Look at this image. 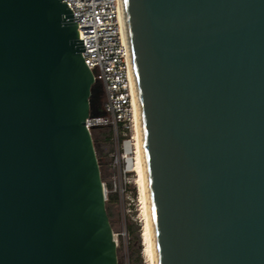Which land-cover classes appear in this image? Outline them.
I'll return each instance as SVG.
<instances>
[{"label":"water","instance_id":"water-1","mask_svg":"<svg viewBox=\"0 0 264 264\" xmlns=\"http://www.w3.org/2000/svg\"><path fill=\"white\" fill-rule=\"evenodd\" d=\"M157 264H264V0H122ZM62 0H0V264H118Z\"/></svg>","mask_w":264,"mask_h":264},{"label":"built area","instance_id":"built-area-1","mask_svg":"<svg viewBox=\"0 0 264 264\" xmlns=\"http://www.w3.org/2000/svg\"><path fill=\"white\" fill-rule=\"evenodd\" d=\"M73 13L77 30L83 40L80 52L93 76V86L104 93L99 113H91L85 126L106 127L111 139L119 143L123 173L133 170L134 83L131 76V52L124 38L118 13L120 0H62ZM116 190V183L113 184Z\"/></svg>","mask_w":264,"mask_h":264},{"label":"rangeland","instance_id":"rangeland-1","mask_svg":"<svg viewBox=\"0 0 264 264\" xmlns=\"http://www.w3.org/2000/svg\"><path fill=\"white\" fill-rule=\"evenodd\" d=\"M101 103L104 93L101 91ZM96 134L92 138H95ZM94 147L97 158L100 162V172L102 182L104 183L106 193V184L116 183V191L118 198L110 208L109 216L110 224L116 239L117 260L118 264H133L135 251L139 249L141 264H147V257L144 253L145 243L143 242L142 230L144 226V212L141 203L140 186L137 183V174L133 169L123 173V160L119 155V143L113 139L107 141H94ZM135 155V151L133 153ZM138 233L139 243H131L129 231ZM135 235V234H134Z\"/></svg>","mask_w":264,"mask_h":264},{"label":"bare ground","instance_id":"bare-ground-1","mask_svg":"<svg viewBox=\"0 0 264 264\" xmlns=\"http://www.w3.org/2000/svg\"><path fill=\"white\" fill-rule=\"evenodd\" d=\"M119 20L121 29L126 40L127 37V28L125 23L123 1H119L118 6ZM131 76L134 83V115H133V141H134V151L135 155L133 156V169L137 174V183L140 186L141 192V203L144 212V226L142 230L143 242L145 243L144 253L147 257V264H157L156 256V247L154 240V231L152 225V216H151V207H150V197H149V188L147 180V171L145 163V155L143 148V139H142V125H141V116L136 88V81L134 75V69L131 59Z\"/></svg>","mask_w":264,"mask_h":264},{"label":"trees","instance_id":"trees-1","mask_svg":"<svg viewBox=\"0 0 264 264\" xmlns=\"http://www.w3.org/2000/svg\"><path fill=\"white\" fill-rule=\"evenodd\" d=\"M101 86L100 85H94L92 86V94L90 95V112L95 114V113H99L100 112V101H101ZM96 134L95 138H92V140L94 141H107L111 138V131L110 129L106 128V127H96L93 128L92 133H91V137H93V135ZM97 156V154H96ZM98 159V158H97ZM98 163L100 164L99 160ZM111 183L109 182L108 184H106L107 187V193H106V200H105V207H106V211L108 214V217L111 215L110 212V208L112 206V204H114L118 198L117 192L116 191H112L111 190ZM130 235H132L131 237V243L133 244V242H137L139 243V235L138 233H134L133 230L129 231ZM135 234V235H134ZM117 251V249H116ZM136 254H134L133 257V264H141V258L139 255V249H137L135 251Z\"/></svg>","mask_w":264,"mask_h":264},{"label":"flooded vegetation","instance_id":"flooded-vegetation-1","mask_svg":"<svg viewBox=\"0 0 264 264\" xmlns=\"http://www.w3.org/2000/svg\"><path fill=\"white\" fill-rule=\"evenodd\" d=\"M92 94V93H91Z\"/></svg>","mask_w":264,"mask_h":264}]
</instances>
